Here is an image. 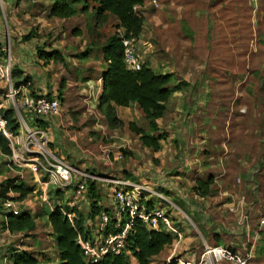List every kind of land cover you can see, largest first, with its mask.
<instances>
[{"label":"crops","instance_id":"1","mask_svg":"<svg viewBox=\"0 0 264 264\" xmlns=\"http://www.w3.org/2000/svg\"><path fill=\"white\" fill-rule=\"evenodd\" d=\"M240 1L243 5L253 4V0ZM32 2H36V8L28 1L23 4V1L18 0H0V16L3 14L6 22L12 23V27L18 22L29 23L35 19L42 23L38 30L40 35L33 34L24 41L21 38L9 41L7 27L5 30L0 27V40L4 41L1 43L5 44L3 46L7 57L11 59L12 67H19L24 71V76L30 78L27 84L14 86L33 97L60 96L62 81H65V87L60 98L61 115L34 119L30 113H24L26 121L29 126L40 125L45 128L57 155L76 167L102 177L113 176L128 180V177H132L130 181L144 183L149 190L144 191L143 199L152 207L163 208L172 217L174 225L175 222L181 224L179 227L175 226L178 238L155 256L152 264H155L157 257L167 258L166 262L175 259L179 264H198L204 241L211 240L212 230L238 231L254 227L257 231L264 232V225L260 224L264 217V61L252 60L251 56L248 60L244 56L241 62H235L234 59L220 61V58L212 57L205 65L204 62L195 61L197 66L193 68L192 58H189L187 50L176 51L175 60L168 56L159 59V62L163 60L164 64L169 65L164 73H176L180 81L188 84L182 83L173 93L167 102L164 116L158 119L160 128L168 132V137L162 140V148L154 151L145 147L142 142L139 143L140 139L129 127L125 128L124 134L118 135L121 128L110 127L104 112L99 109L103 91L102 74L108 65L103 52L98 56L91 51V46L88 47L91 50L86 58L88 62L84 65L79 60L80 55L75 56L79 52L82 55L84 50L82 46L75 47V42L82 33L77 30V26L82 20L89 21L87 14L95 16V8L98 6L96 0H82L78 6L83 7V3L87 2L88 8L68 18L49 16L52 0ZM150 2L151 0H146V7H150ZM215 2L217 5L221 4ZM13 3L15 6L11 8ZM256 4L264 6V0H256ZM29 5L31 8L27 7ZM184 5L191 4L186 1ZM148 11L144 13L145 28ZM192 16L182 18L183 23H187L194 31V26L190 23L198 17ZM261 16L264 17L263 14ZM159 19L160 16L153 14L148 28L153 29ZM59 23L63 25L54 32L59 31L61 39L57 35L47 42L45 38L49 37V30ZM117 23L118 19L113 14H107L104 20L96 21L94 30L97 37H101V45L106 39L104 33H108V37L112 35ZM85 26L89 27V23L86 22ZM178 28L185 48L188 30L183 26ZM8 30H14L9 23ZM77 32L79 35H75ZM87 41L84 40V43L87 44ZM13 42L15 50L12 48ZM191 42L193 41L190 39ZM148 45L153 47L150 41ZM39 47L43 51L40 52ZM77 48L80 49L76 53L74 50ZM52 50L59 51L58 57L45 58L44 51ZM80 69L84 72L83 76L79 74ZM193 69H198L197 73ZM170 85L173 86V82ZM6 86V82L0 80V88H6L7 92ZM6 92L0 91V96L7 97ZM10 99L13 101L12 97ZM3 103L7 108L4 101ZM70 110L74 111L76 124L69 120ZM136 116L139 118L137 114ZM98 117L104 118V121H98ZM107 134L110 137L106 138L114 139L115 144L104 141ZM135 140L140 146L134 143ZM114 146L128 148L133 154L129 160L115 162L119 157L118 153H115L114 160L110 159L108 153ZM133 146L141 148L148 156L140 158L141 154H137ZM151 163L157 165L154 167ZM26 169L32 175L28 180H22L34 190L25 200L17 202H26L23 210H30L36 216V230L28 235L6 230L3 237L7 232L10 236H23L16 246L34 251L39 259L38 264H59L52 226L46 222V216L37 215V209L44 206L47 211L55 205H62L65 211L77 210L84 215L90 236L96 237L99 225L98 214L92 215L93 199L88 191L75 196V187L48 188L42 183L44 177L39 179ZM211 178L213 183L208 195L202 196L194 190L198 181H208ZM96 185L101 196L99 204L113 217V186L103 180H98ZM155 192H159L161 197H157ZM44 193L48 194L50 203L42 200ZM33 198L39 200L40 205L33 202ZM74 200L75 205L71 206ZM186 217L201 230V236L194 234ZM40 222L47 223L50 228L45 236L40 232ZM221 235L223 239L234 243L224 234ZM132 260L135 263V259Z\"/></svg>","mask_w":264,"mask_h":264},{"label":"trees","instance_id":"2","mask_svg":"<svg viewBox=\"0 0 264 264\" xmlns=\"http://www.w3.org/2000/svg\"><path fill=\"white\" fill-rule=\"evenodd\" d=\"M81 1L52 0L49 16L68 18L83 12L88 5L84 4L83 7H79ZM96 2L98 3L95 8L96 21L104 20L107 14H113L118 19L115 28L123 26L133 32L138 39L141 38L145 28L144 13L148 10L145 0H96ZM137 5L140 7L135 9ZM29 37H32L31 33L25 35L24 39ZM39 51L43 50L39 47ZM44 52L47 59L57 58L59 53L58 50ZM102 52L108 65L102 74L103 91L98 106L104 112L108 125L112 128L119 127L124 123L123 119L127 118L130 130L138 136L142 144L154 151H159L162 148V140L167 137V134L160 128L158 119L164 116L167 102L181 85L171 86L174 79L173 73L158 72L147 61H144L140 70L128 69L124 61L123 44L116 32L106 39L102 45ZM1 54H5L4 50ZM89 54L90 48L82 53L86 57ZM11 74L16 86L30 82V78L24 76V71L17 66L12 67ZM182 82L188 84L185 81ZM64 87L65 81H62L61 94ZM136 114L139 118L148 120L149 129L141 125ZM0 116L5 119L6 127L13 134L20 133L21 124L13 107H0ZM0 150L7 155L13 153L10 140L2 133H0ZM212 183V178L208 181H198L194 190L206 196L210 193ZM33 190L19 177H12L6 179L5 184L1 186L0 194L7 200L23 201ZM11 192L17 196H11ZM88 192L93 199L92 215L94 216L104 209L99 204L101 196L98 193L96 181H89ZM64 211L62 205H55L53 209L44 210L42 213L52 226L59 264H86L83 251L78 244V237H90L89 226L85 223L84 215L79 211H70L71 217ZM3 227L11 233L18 232L28 235L36 230V216L27 209L21 210L18 214L12 211L6 212ZM118 231L116 220L111 219L104 233H117ZM177 238L178 234L166 228L162 223L157 228H151L141 219H136L134 227L128 233L125 251L118 255L109 254L96 264H152L153 258L159 255L165 247L173 244ZM12 251L13 264H38L39 262L35 252L27 249H13ZM132 259H135V263ZM164 264L179 263L174 259Z\"/></svg>","mask_w":264,"mask_h":264},{"label":"rangeland","instance_id":"3","mask_svg":"<svg viewBox=\"0 0 264 264\" xmlns=\"http://www.w3.org/2000/svg\"><path fill=\"white\" fill-rule=\"evenodd\" d=\"M18 1H23V4L26 1H28L29 3H32L34 8L37 7L36 2H32L35 0H18ZM186 1H188L191 5L190 6L184 5ZM215 1L221 2V4L217 5ZM86 3L87 2L83 3V5ZM240 3H242L240 0H155V1L151 0V2L149 3L150 7L148 8L149 13L147 14V18H146L145 32L137 42L138 52L140 53L144 61H147L156 71L162 73H164V71L168 69L167 66L169 67V65H167L168 63L164 64L163 60L159 62V59H163L165 58V56H168V58L173 57L174 59V56H176L175 54L176 51L182 52L184 50H187L189 58L190 59L192 58L191 60H192L193 68L194 66H197L196 63L204 62L203 64L205 65L207 61H211L212 57L220 58V61H222V59H228V60L234 59L235 62H241L243 61L244 56L246 57L247 60L248 57L251 56L252 60L264 61V17L261 16L262 14L264 15V6L261 5L258 6L256 4V0H253L252 2L253 4L251 5L249 4L243 5V3L242 4ZM30 5L27 7L31 8ZM14 6L15 3H13L10 7L14 8ZM153 14L160 16V19L157 20L160 23L158 24V22H156V25L153 24L154 28L151 29L148 28V25L151 21V16H153ZM192 15L198 17L197 20L190 23L193 24L192 26H194V29L197 30V32H195V30L193 31V29L191 30L189 28V25H187V23H183L182 17H186V16L193 17ZM227 17H231V18L227 19ZM87 18L89 21L86 20V22L89 23V27L85 26L86 23L85 20H82V22L77 26V30L79 29L78 31H81L82 33L80 35L78 34V32L75 34V35H79V40L75 42V47L82 46L84 52L88 49V47L91 46L92 50L91 49L90 50L94 51L95 54L99 56L102 54V50H101L102 45L100 44L101 37L99 36L97 37L94 30L96 25V16L90 13L87 14ZM0 20H1L0 27L2 28V30H5V27H7V36L9 41L11 42L18 38H21V40L23 39L22 41H24L26 40L24 39V36L29 33H31L32 35L33 34L40 35L38 33V30L42 23L41 22L39 23L36 19L34 21H30L29 23L18 22L17 25L14 27H12L11 22H6L3 14H1ZM163 20L164 22H161ZM8 23L10 27L14 30L11 31L8 30ZM61 25L63 24L61 23L54 24L53 28L49 30L47 34V36L49 37L45 38L47 42L49 39H54L57 35L59 36L58 39H61V33H59V31L54 32V30H58L61 27ZM178 26L180 27L183 26L185 30H188L185 35V39L188 40V42L185 43L186 45L185 48L183 47L184 45L183 39L180 38V36L182 35H180L179 33ZM82 27H84V30L82 29ZM104 35L106 36L107 39L108 33L105 32ZM88 37L90 38V40ZM86 39L88 40L87 44L84 43V40ZM190 39L191 41H193L191 42L193 45L190 43ZM149 41L153 45L152 48H150V46L148 45ZM1 42L4 43V41L0 40L1 46L5 45ZM13 47L15 50L16 45L14 42L12 43V48ZM78 49L80 48H77L74 51L77 53ZM1 51L2 50H0V54ZM79 55H80L79 60L82 62V65L88 62V59H86L87 57L85 55H81V52L77 53V55L75 56H79ZM3 56H5V54ZM225 70L227 72V69ZM193 71L197 73L198 69H193ZM83 73L84 72L82 71V69H80L79 74L83 76ZM173 75H174L173 86H175L176 84L183 85L182 84L183 82L180 81V77H177L178 75H176V73H173ZM6 84H7L6 87L9 88L10 84L8 83ZM0 91L6 92V88L3 89L0 88ZM21 96L22 94H18L17 96H15V100H14L15 104L9 97H5L1 95L0 98L2 102L3 101L5 102L7 108L8 107L16 108V104L18 106V100L21 98ZM72 107L77 108V106H72ZM16 112L18 118L21 119L22 114L24 115V111L22 110V108L19 107V109H17ZM73 113L74 111L70 110L69 120L74 121L73 123L76 124L75 123L76 117ZM138 120L144 128L149 129L148 120L141 118H139ZM98 121H104V118L98 117ZM123 122L124 123L118 127L121 128L120 132H118V135L119 134L121 135V133L125 132L124 131L125 128L128 129L129 127L128 125L129 121L127 120V118H124ZM162 131H164L168 137V132L163 129ZM123 134L122 136H124ZM107 135L108 136H105L104 141L114 142V139L112 138L107 139L106 137H110V134ZM123 138L126 139V137ZM119 140L117 143H119ZM134 143L140 146V144H138L136 140L134 141ZM139 143H141L140 140ZM48 147L51 151L56 153L51 145V142H49ZM133 148L137 154H141L140 158H143L144 155L148 156L147 153H143L141 148L135 146H133ZM108 153L110 155L111 160H114L115 153L116 154L118 153L119 157L115 162L129 160L133 154L131 151L128 150V148H118L117 146L116 147L114 146V148L108 150ZM151 165L155 167V165L157 164L151 163ZM27 171L28 170L26 169V167L19 166L14 162L12 155H7L0 150V192H1V186L5 184L6 179L8 178L19 177L20 180L22 179L28 180L32 174L29 171L28 172ZM22 175H24V178H22ZM128 178L132 180V177H128ZM10 195L17 196V194L13 192H11ZM32 200L33 202L39 203L40 205L39 200H37L38 202L34 198ZM25 204L18 203L16 200H7L4 197H2L0 194V263L2 264H13L11 251L13 249H21L16 245H19L20 240L23 238V236H10L9 232H7V234H5V237H3V233H5L6 231L3 227L5 214L6 212L12 211V209L17 205H20V207L18 208L23 210ZM43 212H44V206H41V208L37 209L36 211L37 215H43L42 214ZM186 220H188V225L192 227L194 234L196 236H201V230L199 231L195 227V223L191 221L188 217H186ZM46 222L48 221L46 220ZM180 225H181L180 223L175 222V226L179 227ZM39 228L43 236L49 233L50 228L48 227L47 223L45 224L43 222H40ZM235 233H238L240 235H235ZM221 234H224L225 237L232 239V242L234 243L232 244L227 239H223ZM210 236H211V240H205L202 246L203 248L206 242L208 243L209 241L208 244L220 243L228 247H231L233 249L236 248V250H240L243 252L249 250L252 252L254 261L257 264H264V232L263 231H257V229H255L254 227L249 230L244 229L238 231L237 230L232 231L229 229L228 231L227 230L219 231L217 229V230H212ZM216 237H218V239H216ZM212 238L214 239L213 241ZM236 243H238L239 245H236ZM166 260L167 258L165 257H157L155 260V264H164L166 263Z\"/></svg>","mask_w":264,"mask_h":264},{"label":"built area","instance_id":"4","mask_svg":"<svg viewBox=\"0 0 264 264\" xmlns=\"http://www.w3.org/2000/svg\"><path fill=\"white\" fill-rule=\"evenodd\" d=\"M137 7H140V5L135 6V9ZM115 32L123 44L124 61L127 68L134 71L140 70L144 60L138 52V37L123 26L115 28ZM0 50L5 52V56L0 54V80L10 84L6 92L7 97H12L15 104V96L22 94L18 100V106L16 104L14 109L17 110L20 107L25 114L30 113L34 119L61 115L62 106L59 96L42 95L33 97L27 92L23 93V91L14 86L11 76V59L7 57L4 46L0 45ZM0 107L5 108L1 98ZM19 121L21 133L15 135L6 127L5 119L0 116V133L7 137L10 140V144L14 146L11 145L14 162L19 166L28 168L39 179L44 177L42 183L48 188L75 187V196H79L88 191L90 180L96 182L103 180L113 186L112 207L114 216H110L109 212L103 209L98 214L99 234L96 237H78V244L81 246L86 264H96L109 254L118 255L124 252L127 247L128 233L134 227L136 219H141L151 228H157L162 223L166 228L176 231L172 217L163 208L152 207L143 199L144 191L149 190L144 183H134L128 179L113 176L102 177L76 167L67 159L49 149L50 138L45 128L40 125L29 126L23 114ZM155 194L157 197H161L159 192H155ZM42 200L50 203L47 193L42 195ZM74 205L75 200L71 206ZM230 209L233 210L232 208ZM20 211L21 209L18 206L12 209L15 214ZM64 212L70 217L72 216L70 211ZM111 219L116 220V227H119V231L105 234L104 232ZM260 224L264 225V217L261 218ZM182 264H186V262H182ZM198 264L257 263L249 250L243 252L223 244H208L206 242Z\"/></svg>","mask_w":264,"mask_h":264}]
</instances>
